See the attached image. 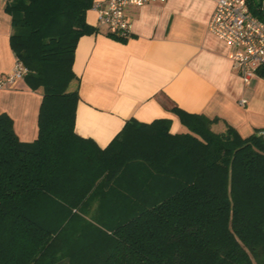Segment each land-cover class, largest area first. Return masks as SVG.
Returning a JSON list of instances; mask_svg holds the SVG:
<instances>
[{
    "label": "trees",
    "instance_id": "16d2710c",
    "mask_svg": "<svg viewBox=\"0 0 264 264\" xmlns=\"http://www.w3.org/2000/svg\"><path fill=\"white\" fill-rule=\"evenodd\" d=\"M93 2L4 4L42 100L33 141L0 113V264H264V129L215 131L218 118L176 107L186 132L131 118L105 147L76 133L72 67L77 40L98 31ZM248 5L264 20V0Z\"/></svg>",
    "mask_w": 264,
    "mask_h": 264
},
{
    "label": "crops",
    "instance_id": "0c3cea01",
    "mask_svg": "<svg viewBox=\"0 0 264 264\" xmlns=\"http://www.w3.org/2000/svg\"><path fill=\"white\" fill-rule=\"evenodd\" d=\"M5 3L0 0V76L17 60ZM215 7L216 0L127 6L131 32L125 39L97 27V11L88 10L86 21L98 31L81 36L74 53L80 96L76 133L105 147L131 118L146 123L168 118L171 132H184L176 107L218 118L215 131L229 124L247 137L264 129V78L243 82L229 57L230 46L208 28ZM25 82L20 78L0 87V113H7L16 136L29 142L37 138L42 91Z\"/></svg>",
    "mask_w": 264,
    "mask_h": 264
},
{
    "label": "built area",
    "instance_id": "2783aa9c",
    "mask_svg": "<svg viewBox=\"0 0 264 264\" xmlns=\"http://www.w3.org/2000/svg\"><path fill=\"white\" fill-rule=\"evenodd\" d=\"M155 1L158 0H96L91 8L98 14L97 27L104 28L108 35L125 39L131 32L126 7ZM248 7V0H216L208 22L209 30L230 46L229 57L245 84L264 66V20ZM27 73V68L16 60L12 71L0 76V87L13 85ZM245 102L240 100L241 104Z\"/></svg>",
    "mask_w": 264,
    "mask_h": 264
},
{
    "label": "rangeland",
    "instance_id": "374dc122",
    "mask_svg": "<svg viewBox=\"0 0 264 264\" xmlns=\"http://www.w3.org/2000/svg\"><path fill=\"white\" fill-rule=\"evenodd\" d=\"M184 129V128H183ZM188 131L187 129H184V132Z\"/></svg>",
    "mask_w": 264,
    "mask_h": 264
},
{
    "label": "water",
    "instance_id": "95a60500",
    "mask_svg": "<svg viewBox=\"0 0 264 264\" xmlns=\"http://www.w3.org/2000/svg\"><path fill=\"white\" fill-rule=\"evenodd\" d=\"M262 8H264V7H262Z\"/></svg>",
    "mask_w": 264,
    "mask_h": 264
}]
</instances>
